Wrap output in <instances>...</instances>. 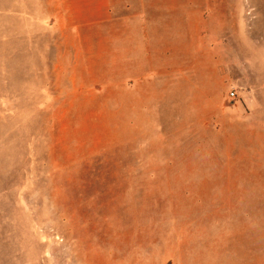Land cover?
Wrapping results in <instances>:
<instances>
[{
    "label": "rangeland",
    "instance_id": "rangeland-1",
    "mask_svg": "<svg viewBox=\"0 0 264 264\" xmlns=\"http://www.w3.org/2000/svg\"><path fill=\"white\" fill-rule=\"evenodd\" d=\"M157 5L0 0V264H264V0Z\"/></svg>",
    "mask_w": 264,
    "mask_h": 264
},
{
    "label": "crops",
    "instance_id": "crops-1",
    "mask_svg": "<svg viewBox=\"0 0 264 264\" xmlns=\"http://www.w3.org/2000/svg\"><path fill=\"white\" fill-rule=\"evenodd\" d=\"M47 11L48 19L59 25H134L140 40H152L159 19L158 0H23ZM41 13V12H40ZM39 13V14H40ZM166 12H163V16Z\"/></svg>",
    "mask_w": 264,
    "mask_h": 264
},
{
    "label": "built area",
    "instance_id": "built-area-1",
    "mask_svg": "<svg viewBox=\"0 0 264 264\" xmlns=\"http://www.w3.org/2000/svg\"><path fill=\"white\" fill-rule=\"evenodd\" d=\"M231 97H235V93L234 92H231Z\"/></svg>",
    "mask_w": 264,
    "mask_h": 264
}]
</instances>
